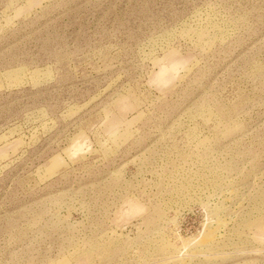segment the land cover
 Returning a JSON list of instances; mask_svg holds the SVG:
<instances>
[{
  "label": "rangeland",
  "instance_id": "rangeland-1",
  "mask_svg": "<svg viewBox=\"0 0 264 264\" xmlns=\"http://www.w3.org/2000/svg\"><path fill=\"white\" fill-rule=\"evenodd\" d=\"M0 264H264V0H0Z\"/></svg>",
  "mask_w": 264,
  "mask_h": 264
}]
</instances>
